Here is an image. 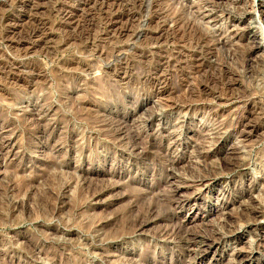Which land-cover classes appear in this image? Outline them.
<instances>
[{
    "label": "rangeland",
    "instance_id": "rangeland-1",
    "mask_svg": "<svg viewBox=\"0 0 264 264\" xmlns=\"http://www.w3.org/2000/svg\"><path fill=\"white\" fill-rule=\"evenodd\" d=\"M0 219V264H264V0H0Z\"/></svg>",
    "mask_w": 264,
    "mask_h": 264
},
{
    "label": "bare ground",
    "instance_id": "bare-ground-1",
    "mask_svg": "<svg viewBox=\"0 0 264 264\" xmlns=\"http://www.w3.org/2000/svg\"><path fill=\"white\" fill-rule=\"evenodd\" d=\"M36 34V33H35ZM197 80V79H196ZM165 85V84H164ZM197 85V84H196ZM190 86V85H189ZM197 91V90H196ZM147 149V148H146ZM255 169V168H254ZM57 179H58V177H57ZM23 187V186H22ZM20 188V187H19ZM18 190V189H17ZM45 193V192H44ZM51 193V192H50ZM21 194H22V192H21ZM46 194H48V192L46 193ZM49 196V195H48ZM170 197V196H169ZM41 198V197H40ZM41 201H42V199H41ZM44 201V200H43ZM50 202V201H49ZM170 202V201H169ZM43 204V203H42ZM49 204H51V202L49 203ZM4 208V207H3ZM8 208V207H7ZM6 209V208H5ZM5 209H4V211H5ZM8 211V210H7ZM130 216V215H129ZM129 216L128 215H126V218L128 217L129 218ZM1 220V219H0ZM132 222H135V220H132ZM131 223V222H130ZM125 224L128 226L129 225V223L128 222H125L124 223V225L123 226H125ZM132 225V224H131ZM126 227V226H125ZM127 228V227H126ZM125 228V229H126ZM111 233V232H110ZM121 234V233H120ZM116 235H118V233H116V234H114V232H113V234L112 235H110V236H107L106 238H104V240H106V239H111V238H117L118 236H116ZM120 236V235H119ZM258 237V236H257ZM203 239V238H202ZM183 254V253H182ZM180 258V257H179ZM178 259V258H177Z\"/></svg>",
    "mask_w": 264,
    "mask_h": 264
}]
</instances>
